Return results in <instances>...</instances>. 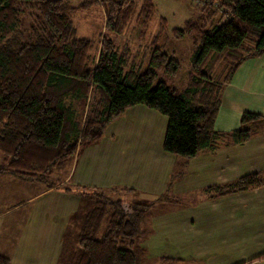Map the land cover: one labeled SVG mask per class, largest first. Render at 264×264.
Listing matches in <instances>:
<instances>
[{
    "label": "trees",
    "instance_id": "16d2710c",
    "mask_svg": "<svg viewBox=\"0 0 264 264\" xmlns=\"http://www.w3.org/2000/svg\"><path fill=\"white\" fill-rule=\"evenodd\" d=\"M201 1L204 9L198 18L173 30L176 39L188 38L195 47L186 87L179 89L164 79L179 76L177 60L154 44L147 69H129V50H120L107 35L124 34L138 8L147 24L155 12L153 0L127 6L122 0H90L78 6L66 0H0V153L7 163L0 166V177L54 188L59 180L50 179L52 171L70 165L80 150L99 144L127 110L143 105L167 118L162 147L175 156L176 164L164 194L156 202L125 203L92 192L94 208L84 221L78 250L65 264H146L141 245L149 233L144 220L157 203L184 202L172 193L174 184L186 177L190 161L264 133V116L251 112L241 116L236 130L215 129L226 85L246 60L264 55V0ZM99 3L105 34L97 43L76 38L73 15ZM24 13L35 14L28 38L20 29ZM216 56L224 57L226 69L218 80L206 73ZM77 105L86 107L83 119ZM261 188L264 175L251 173L196 193L216 200ZM262 259L264 253L241 264ZM0 264H11V259L0 255Z\"/></svg>",
    "mask_w": 264,
    "mask_h": 264
},
{
    "label": "crops",
    "instance_id": "0c3cea01",
    "mask_svg": "<svg viewBox=\"0 0 264 264\" xmlns=\"http://www.w3.org/2000/svg\"><path fill=\"white\" fill-rule=\"evenodd\" d=\"M245 112L264 116V55L246 60L226 85L215 129H238ZM166 126V117L137 105L107 128L99 144L77 153L58 186L48 189L32 182L42 185L33 189L22 179L0 177V255L9 257L11 264H65L67 258L73 259L70 255L79 248L84 221L96 201L92 192L121 200L113 197L118 194L125 203L136 201L130 196L156 202L176 164L175 156L162 147ZM251 173L264 175V133L244 145L223 146L191 160L172 194H192ZM78 187L87 191L78 193ZM240 211L243 222L238 230ZM221 220L225 223L220 226ZM144 227L149 233L141 245L146 264L155 259L152 251L163 248L164 237L180 248L177 255L159 259L175 260L168 264L184 259L202 262L206 257V264L245 263L264 253V188L195 203H157ZM76 231L78 242L71 248ZM104 231L103 227L98 236ZM238 232L241 237L235 239ZM247 264H264V259Z\"/></svg>",
    "mask_w": 264,
    "mask_h": 264
},
{
    "label": "rangeland",
    "instance_id": "374dc122",
    "mask_svg": "<svg viewBox=\"0 0 264 264\" xmlns=\"http://www.w3.org/2000/svg\"><path fill=\"white\" fill-rule=\"evenodd\" d=\"M66 1H68L73 6H78L82 2L90 0ZM122 1L127 6L128 4L136 0ZM199 2L200 3H196V1L191 0H153V3L155 5V12L151 16V19L147 24L145 23V19L143 17H139L138 8L136 14L133 16L132 20L127 26L124 34L116 35L107 32V35H109V37L116 43L117 47L120 50H129L131 59L128 66L129 69L131 67H137L142 71L146 70L149 64L150 49H152L153 45L155 44V48L161 49L163 52L167 53L169 56L177 60L180 64L179 76L173 79L164 78L165 81H167L169 86L183 89L186 87L187 75L190 71V64L194 55L195 47L192 41L188 38L176 39L173 35V30L182 29L187 21L196 20L198 18V16L201 14V11L204 9V4L202 5V1L199 0ZM125 5L124 7H126ZM34 16L35 14L31 15L30 13H24L22 15V24L20 29L26 37L29 34ZM219 17L220 12H218L217 15V18ZM72 20L75 27L76 38H86L92 40L94 43H97L98 41H100V36L105 34L104 27L106 18L104 8L100 3L92 5L87 11L75 13L72 17ZM223 58V56H216L210 59L206 73L212 79L218 80L223 77L226 71L225 61ZM76 108L83 119L86 107L84 105H77ZM141 136H143V134ZM6 164L7 163L4 156L0 153V166H6ZM69 168L70 166L68 165L64 168L54 169L49 176L50 179L60 180L65 172L69 170ZM209 179H207L206 181H209ZM46 181H49V179H47ZM25 182L30 184L33 189L42 186L39 183H32L28 181ZM117 195L118 194H114L113 197L121 199L122 201L124 200V198ZM130 197L136 201L141 200V198L139 197ZM176 198H179L178 200H181L182 198L184 200L183 203H195L200 201V196H198V193H196L195 191H193L192 194L181 195L179 197L176 195ZM219 214L222 213L219 212ZM238 217L240 219L238 221V226L240 228L243 222V220L241 221V211L238 212ZM108 221L109 217L107 216L102 224V228L107 227ZM82 223L79 226V232L81 230ZM221 223L224 224L225 220H221V222H218L220 226ZM238 230H241V228ZM79 232L76 231L72 234L69 243V246L71 248H74L76 246L78 242L77 238ZM238 233L239 234L235 239H239L241 237V233ZM100 236H102V233ZM159 236H162V232H159ZM209 238L213 239L214 237L213 235H210ZM163 241L165 243L162 249L152 251L153 257L155 258L152 264H168L165 262L162 263V260L159 259L165 256L172 257L171 255H177V253L180 251L179 245H173L170 240L167 242V240H165V237ZM173 250L176 252L175 254H171ZM206 259L208 260V257H206ZM203 260L202 262H199L195 259H184L183 262L179 261L174 264H206V262H204Z\"/></svg>",
    "mask_w": 264,
    "mask_h": 264
},
{
    "label": "built area",
    "instance_id": "2783aa9c",
    "mask_svg": "<svg viewBox=\"0 0 264 264\" xmlns=\"http://www.w3.org/2000/svg\"><path fill=\"white\" fill-rule=\"evenodd\" d=\"M196 1V3H200L199 2V0H195ZM204 3L202 2V5H203ZM204 6V5H203ZM215 7H218L217 5H215Z\"/></svg>",
    "mask_w": 264,
    "mask_h": 264
}]
</instances>
